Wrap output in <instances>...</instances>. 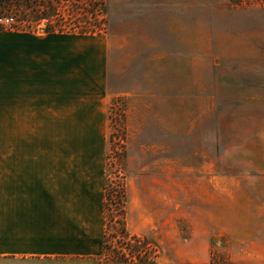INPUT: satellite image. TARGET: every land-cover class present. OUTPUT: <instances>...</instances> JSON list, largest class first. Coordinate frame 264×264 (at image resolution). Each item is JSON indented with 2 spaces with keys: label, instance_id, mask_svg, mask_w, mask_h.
<instances>
[{
  "label": "rangeland",
  "instance_id": "374dc122",
  "mask_svg": "<svg viewBox=\"0 0 264 264\" xmlns=\"http://www.w3.org/2000/svg\"><path fill=\"white\" fill-rule=\"evenodd\" d=\"M105 1L106 32L69 34L104 96L57 138L84 187L125 185L151 264H264V0ZM72 6L68 28L83 17Z\"/></svg>",
  "mask_w": 264,
  "mask_h": 264
},
{
  "label": "crops",
  "instance_id": "0c3cea01",
  "mask_svg": "<svg viewBox=\"0 0 264 264\" xmlns=\"http://www.w3.org/2000/svg\"><path fill=\"white\" fill-rule=\"evenodd\" d=\"M69 34L0 30V264H104L105 194L57 138L105 82Z\"/></svg>",
  "mask_w": 264,
  "mask_h": 264
},
{
  "label": "trees",
  "instance_id": "16d2710c",
  "mask_svg": "<svg viewBox=\"0 0 264 264\" xmlns=\"http://www.w3.org/2000/svg\"><path fill=\"white\" fill-rule=\"evenodd\" d=\"M0 0V18L12 16L16 23L13 30H31L32 25L45 23L47 33L101 34L106 32L108 5L105 0ZM73 4L83 16L79 25L66 27L63 7ZM65 25V26H64ZM0 30L4 28L0 26ZM118 100V99H117ZM116 101L112 104L115 110ZM103 248L108 261L115 264L153 263L150 246L136 235H131L127 226V192L123 183L105 186ZM137 242L138 248L133 244ZM142 243V246H141ZM213 264V262H212Z\"/></svg>",
  "mask_w": 264,
  "mask_h": 264
},
{
  "label": "built area",
  "instance_id": "2783aa9c",
  "mask_svg": "<svg viewBox=\"0 0 264 264\" xmlns=\"http://www.w3.org/2000/svg\"><path fill=\"white\" fill-rule=\"evenodd\" d=\"M14 24V18L12 16L7 15L0 18V26L3 27L5 30L13 29L12 26Z\"/></svg>",
  "mask_w": 264,
  "mask_h": 264
}]
</instances>
